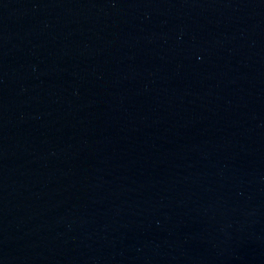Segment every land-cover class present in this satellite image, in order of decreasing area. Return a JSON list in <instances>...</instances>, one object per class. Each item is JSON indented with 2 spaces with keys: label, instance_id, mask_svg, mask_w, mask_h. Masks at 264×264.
Returning <instances> with one entry per match:
<instances>
[{
  "label": "water",
  "instance_id": "obj_1",
  "mask_svg": "<svg viewBox=\"0 0 264 264\" xmlns=\"http://www.w3.org/2000/svg\"><path fill=\"white\" fill-rule=\"evenodd\" d=\"M0 264H264V0H0Z\"/></svg>",
  "mask_w": 264,
  "mask_h": 264
}]
</instances>
